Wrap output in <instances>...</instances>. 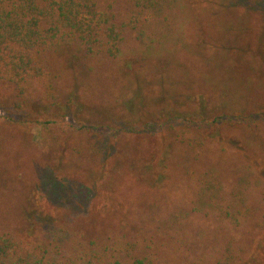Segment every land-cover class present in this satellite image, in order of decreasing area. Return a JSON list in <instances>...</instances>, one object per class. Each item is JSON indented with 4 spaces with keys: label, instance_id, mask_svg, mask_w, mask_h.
Wrapping results in <instances>:
<instances>
[{
    "label": "rangeland",
    "instance_id": "rangeland-1",
    "mask_svg": "<svg viewBox=\"0 0 264 264\" xmlns=\"http://www.w3.org/2000/svg\"><path fill=\"white\" fill-rule=\"evenodd\" d=\"M125 2L115 0L106 9L115 26L129 15ZM142 26L144 35L154 39L152 48L146 50L149 39L124 27L115 57L90 58L75 44L54 45L47 62L55 75V102L38 101L33 89L17 95L12 83L0 80V235L9 234L29 249L49 247L53 253L55 243L45 231L50 221L38 219L43 208L88 232L89 198L71 181V171L78 177L94 169L100 154L116 150L121 159L129 147L122 151L120 141L137 139L141 146L134 156L142 159L148 149L161 151L166 166L155 169L150 163L154 180L149 182L144 169L139 173L108 163L101 182L108 186L110 202L98 203L100 235L121 230L129 239L140 231L149 250L174 247L183 264L210 259L264 264V0H172L169 9ZM126 64L147 80L146 89L154 94L161 87L183 92L176 117L140 132L142 138L122 133L113 151L97 140L96 126V151L86 145L89 153L84 149L81 167L70 166L71 149L77 146L68 124L100 123L106 113L118 120L119 112H125L120 103L132 97L121 96ZM221 111L224 115L217 119ZM36 118L54 122L43 128L32 121ZM148 140L151 148L145 146ZM52 155L71 170H66L65 185L44 167ZM184 169L196 172L189 178ZM158 172L163 177L155 181ZM205 191L208 199L202 197ZM46 199L51 203L47 208ZM166 220L170 227L165 231ZM163 235L169 242L156 243ZM74 237L64 232L58 250H67ZM144 243L139 240L130 250L136 253Z\"/></svg>",
    "mask_w": 264,
    "mask_h": 264
},
{
    "label": "trees",
    "instance_id": "trees-1",
    "mask_svg": "<svg viewBox=\"0 0 264 264\" xmlns=\"http://www.w3.org/2000/svg\"><path fill=\"white\" fill-rule=\"evenodd\" d=\"M171 1L126 0L125 5L129 15L122 19L118 26H115V22L112 20L113 15L106 10L112 7L115 0H0V80L12 83L17 95L25 90L33 89L39 93L38 101L55 102L58 95L55 75L47 62V54L52 47H56L54 45L60 42L75 44L83 54L90 58L96 56L100 58L115 57L120 51L119 44L123 38V28L128 27L135 30L140 39H149V43L145 47L146 50L150 49L154 39L144 35L145 28L142 24L151 21L169 9ZM136 22H140L141 25L136 26ZM125 66L123 75L125 80L121 84V96L127 94L132 95V97L130 96L131 98L129 97L125 102L120 103L125 111L124 113L119 112L120 119L113 120L109 113H106L103 118L99 119L100 123H91V121L67 123L73 127L72 130L76 133V135H72V138L76 140L77 146V148L71 149L70 153L74 152L72 159L74 164H69L70 166L81 167L79 158L85 154L84 149L88 153V147H91V152L96 151L98 143L94 138L95 134L92 132L96 126L100 132L98 134L99 139H96L98 141L103 139L106 146H109L107 147L108 151H113L115 143L122 133L138 135L139 138H142V135H139L140 132L148 133L149 128L162 119L165 121L168 119V122L172 123L171 120L176 117L177 113L175 112L177 111L175 110L182 102L183 92L166 90L161 87L154 94L153 91L146 89L144 83L147 80L141 78L137 70L133 69L130 64ZM177 76L173 75L172 78ZM158 81L160 83L163 79H158ZM113 101L117 102L118 100L113 98ZM166 104L169 106H164ZM15 105H18L17 102ZM54 110L62 111L59 107L54 108ZM217 115L216 118L221 119L224 111ZM6 119L9 118L6 117ZM32 121L43 128L54 122L49 119L39 120L37 118ZM54 124L56 126V123ZM112 127H116V129L111 130ZM109 131L111 133L113 131L114 135L108 133ZM117 144L119 145L118 142ZM100 145L102 146V144ZM120 145L122 151L127 146L129 147L128 155L120 159V156H117L119 152L117 150L112 155L103 156L100 154L101 161L94 163V169H84L86 171L79 173L78 177L68 169L65 163L62 164L55 160L56 156H49L51 158L45 160L44 167L52 170V178L56 177L58 181L62 180L65 185L68 179L65 173L67 169L70 170L73 174V178L70 177L71 181L76 183L79 188H83L82 195L86 199L89 198L88 211H90V215L86 220V223L90 222L88 232H85V235L79 228H72V225H68L67 221L61 220L58 213L52 212V214L43 208L38 219L50 221L46 224L45 231L50 240L55 243L54 252L51 253L49 247L31 249L22 247L21 243L4 233L0 235V264H183L179 252L174 247L168 246L163 249L149 250L150 244L144 243L146 238L140 231H137L135 237H129V239H125L126 234L122 233L121 230H114L108 234L111 235L110 237H104V234L100 235L101 219L97 207L100 201H109L106 197L108 196V192H106L108 186L101 182L102 177H104L102 171L110 169L108 163L110 166L114 163V165H120L122 168L132 167V170H138L139 173L144 169L146 172L144 179L147 180H154L151 165L155 169L166 166L165 153L162 154L161 151L153 152L148 149L145 152L147 155L142 159H138V155L137 157L134 156L138 153V147L141 146V141L137 139L125 140L122 143L120 141ZM145 146L151 148L150 140L146 142ZM104 159L106 164L102 163ZM133 161L134 165H131ZM183 172L188 173L185 175L190 178L192 177L190 174L196 171L184 169ZM162 177V173H156L155 181L162 179ZM194 178L196 179V177ZM51 187L52 195L55 198L54 184ZM197 193L198 191H195L193 194L197 195ZM207 194L205 191L201 195L204 199H208ZM46 200L48 202H45L44 206L47 208L51 206V203L50 200ZM83 208L86 209V207ZM167 220L171 221L170 218ZM167 220L163 225L165 231L170 227ZM114 223H118L116 218ZM63 225L64 227H61ZM71 229L72 231H70ZM66 231L68 234L73 233L75 237L67 250H58L57 240ZM139 240L143 241L144 248L133 253L130 248L134 247ZM163 241L169 242L165 237L156 243ZM223 260L231 261L234 259L223 256ZM206 262L207 264H223L222 260L213 261L210 259Z\"/></svg>",
    "mask_w": 264,
    "mask_h": 264
}]
</instances>
